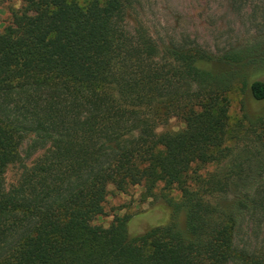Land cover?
Segmentation results:
<instances>
[{
	"label": "trees",
	"instance_id": "1",
	"mask_svg": "<svg viewBox=\"0 0 264 264\" xmlns=\"http://www.w3.org/2000/svg\"><path fill=\"white\" fill-rule=\"evenodd\" d=\"M21 1L0 30V264H264V236L254 250L235 238L246 214L264 224V147L238 152L248 169L191 173L232 154L229 92L264 101V47L162 49L146 26L126 25L136 0ZM172 118L185 126L158 131ZM30 132L50 148L28 165ZM160 184L167 224L132 233L125 214L94 225L109 185L152 198Z\"/></svg>",
	"mask_w": 264,
	"mask_h": 264
},
{
	"label": "rangeland",
	"instance_id": "2",
	"mask_svg": "<svg viewBox=\"0 0 264 264\" xmlns=\"http://www.w3.org/2000/svg\"><path fill=\"white\" fill-rule=\"evenodd\" d=\"M21 7V0H0V30L14 24V12ZM137 24L149 28L162 49L191 44L221 55L232 48L259 44L263 48L264 0H136L134 9L128 12L126 25L133 30ZM261 69L260 79L264 80V67ZM228 96L227 144L233 148L232 154L219 163H209L201 168L194 165L192 175L209 178L212 173L225 174L227 166L237 160L242 161L244 168L248 169L252 162L238 158V152L249 149L257 151L264 147V126L255 120L264 115V101H256L248 91L235 88ZM184 126L181 119L172 118L167 124L158 127V131H177ZM36 139V135L31 132L26 133L22 139L20 149L25 164L31 165L50 148V143H37ZM21 173L20 162L10 166L4 177L6 188L16 184ZM256 177L262 179L259 175ZM162 186L160 184L155 197L147 198L143 186L132 187L124 193L117 191L114 185H109L105 213L94 220V225L109 227L116 216L125 214L133 217L130 224L132 233H141L153 225L167 224L172 215L168 203L161 195ZM223 191L217 194L223 199L227 197L223 202L227 205L232 199V193L226 189ZM168 194L176 201L180 200V191L174 190ZM177 221L181 224L184 222L183 212L177 216ZM237 230L235 238L240 248L254 250L261 245L264 224L260 225L253 217L246 214L240 220Z\"/></svg>",
	"mask_w": 264,
	"mask_h": 264
}]
</instances>
